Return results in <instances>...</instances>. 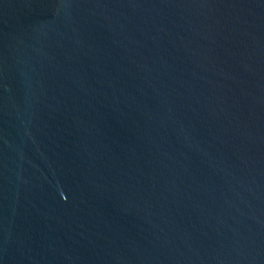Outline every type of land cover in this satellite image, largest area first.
<instances>
[{
  "label": "water",
  "instance_id": "95a60500",
  "mask_svg": "<svg viewBox=\"0 0 264 264\" xmlns=\"http://www.w3.org/2000/svg\"><path fill=\"white\" fill-rule=\"evenodd\" d=\"M0 264H264V0H0Z\"/></svg>",
  "mask_w": 264,
  "mask_h": 264
}]
</instances>
